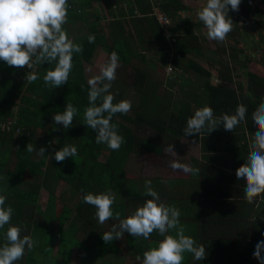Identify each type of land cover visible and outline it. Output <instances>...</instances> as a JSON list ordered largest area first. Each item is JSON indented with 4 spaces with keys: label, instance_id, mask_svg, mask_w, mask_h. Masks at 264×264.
I'll return each mask as SVG.
<instances>
[{
    "label": "trees",
    "instance_id": "16d2710c",
    "mask_svg": "<svg viewBox=\"0 0 264 264\" xmlns=\"http://www.w3.org/2000/svg\"><path fill=\"white\" fill-rule=\"evenodd\" d=\"M68 3V20L77 19L78 23L86 28V33L71 37L74 42L83 46V51L73 54V68L67 83L57 88L45 85L43 77L48 70L55 67V62L36 64L34 71L40 78L29 83L26 80L27 73L22 68L9 66L0 60V195L6 194V206L11 205L14 209L10 223L0 228V247L7 243V229L10 226H19L22 228L21 237L29 235L34 243L31 251L26 247L23 258L15 264H69L74 248L82 253L79 264H95V260L100 264H116L118 261L120 264H142L144 252L158 246L157 240H145L125 232L122 238L103 243V230L98 231L96 238L89 244L78 239L75 222L82 215L87 217V214L96 212L94 206L83 202V196L111 189L122 198L130 189L131 183L127 181L125 172L128 157L136 150L159 152V147L151 138L159 135L162 137L165 133L169 136L185 135L187 118L193 115L188 97L183 96L179 102L169 99L178 81L189 86L192 83L195 87L202 83L201 93L218 98L221 102L236 103L239 94L237 90L209 84L210 74L191 57L193 53L200 54L202 50L200 37L193 34V28L199 29L204 25L199 21L194 27L190 26L189 20L179 15L190 9L183 0H163L158 7L159 11L164 12L174 23L170 28V38L165 35L157 19L150 15L152 6L147 0H68ZM110 3L115 5L111 6ZM95 4H101L102 10L111 14L106 27L100 25V17L90 10ZM108 7L114 9L108 11ZM83 8L86 9L79 12V9ZM107 17L105 15L103 19ZM140 22L145 24V36L138 28L137 24ZM130 25L136 29V35L131 32ZM63 27L69 33L68 28L65 25ZM89 35L95 36L94 43L88 42ZM99 47L110 55L116 51L119 59L126 64L133 59L146 61L144 55L137 53L141 48L145 52L151 51L153 56H159L158 62H161V66L167 63L164 58H170V63L175 68L167 82L169 95L166 98H158L149 91L151 87L158 90L160 86L152 83L154 71L150 75L148 71H143L144 68L135 67L134 78L137 81L131 88L133 94L139 98L137 108H131L133 113L130 110L131 113L129 111L127 114L117 113L113 116L112 123L118 125L125 143L119 150L110 149L105 164L98 162V156L106 144H97V133L84 123V112L89 106V85L83 76L82 63L94 60L93 56ZM212 52L218 56V59H211L216 65L223 64L224 58L230 62V57H237L238 62L245 65L238 58V54L228 46L223 45ZM152 60L153 58L149 59L147 64L153 69L155 63ZM185 69L196 72L194 82L185 79ZM259 80L249 75L248 88L251 90L254 81L260 85L264 84V75L262 80ZM122 99L120 96L113 102L117 103ZM68 102L79 111L71 127L64 129L62 124H55L53 116L63 112ZM99 102L97 101V104ZM223 105V110L229 108L226 104ZM209 106L213 108L215 104L210 102ZM10 119L15 120V126L11 130H1V125ZM139 124L154 130V135L140 138L137 132ZM17 128L19 131L14 135ZM53 141L55 143H51ZM28 144H31L35 151L28 152ZM65 144L76 146L77 155L57 162L54 154ZM40 147L46 149L42 156L38 154ZM48 148H51V151ZM50 179L53 183L64 182L72 189L70 201L74 198L77 201L73 209L67 206L57 209L52 190L48 191L45 209L39 208V190L47 188ZM57 198L63 199L62 193ZM72 213H75V220L65 229L64 225ZM97 227L98 224L95 225L96 230ZM151 236L156 238V235ZM57 239L58 249L54 254L53 244Z\"/></svg>",
    "mask_w": 264,
    "mask_h": 264
},
{
    "label": "clouds",
    "instance_id": "9594fccd",
    "mask_svg": "<svg viewBox=\"0 0 264 264\" xmlns=\"http://www.w3.org/2000/svg\"><path fill=\"white\" fill-rule=\"evenodd\" d=\"M240 4L241 0H206V4L198 11V18L206 27L209 40L224 41L227 38L233 30L229 6L232 11H239ZM69 7L68 0H0V60L16 68L27 66L32 70L26 75L29 83L40 78L34 71V65L43 64L45 61L50 64L55 62V67L48 70L43 77L45 85L57 88L67 83L73 68V54L83 51V46L69 38L63 27L68 21ZM88 42L94 43L95 36L89 35ZM118 67L119 55L113 51L108 63L101 68L100 75L88 80L89 106L84 112V123L97 133L96 143L106 144L114 151L120 149L125 138L119 133L118 125L112 123L113 116L117 113L127 114L132 108V102L128 99L114 103L115 97L109 91L111 82L116 79ZM168 71L171 73V68ZM97 101H100L99 104ZM78 111L77 107L68 102L64 111L56 113L53 120L55 124H62L64 129H68ZM247 112V107L241 103L237 105L234 113L215 117L213 108L205 105L188 118L184 133L186 136L200 134L206 126L211 133L221 122L225 131L234 132L245 120ZM252 120L258 131L250 142L246 162L236 170L237 178L246 181L244 194L249 203L264 194V102L253 111ZM26 150L35 151L31 144H28ZM45 152L46 149L40 147L38 154L42 156ZM165 152L175 154L174 145L167 146ZM54 155L57 162H63L69 157H75L77 148L65 144ZM170 166L174 170H183L193 175L199 173L198 168L176 161ZM144 195L151 198L146 199L126 219L120 220L119 225L113 224L110 231L103 232V241L108 243L120 239L125 232L147 240L155 231L163 239L158 242V246L144 252L142 264H182L186 252L191 253L197 261L204 260L205 247L202 244L197 246L193 237L185 235V229L180 223V209L162 201L159 193L153 189L151 180L145 181ZM6 199V194L0 195V228L10 223L14 212L11 205L6 206ZM82 200L95 207V216L100 224L113 218L112 206L116 201V194L111 189L99 194L88 193ZM115 218L120 219L119 212L115 213ZM170 230H175V235L168 234ZM21 231L19 226H10L7 229V243L0 247V264H15L23 258L26 247L28 251L33 248L32 237H21ZM262 251L264 240L256 244L253 253L260 264H264Z\"/></svg>",
    "mask_w": 264,
    "mask_h": 264
},
{
    "label": "crops",
    "instance_id": "0c3cea01",
    "mask_svg": "<svg viewBox=\"0 0 264 264\" xmlns=\"http://www.w3.org/2000/svg\"><path fill=\"white\" fill-rule=\"evenodd\" d=\"M147 1L152 6L151 10H153V5L149 0ZM113 4L110 3L109 5L114 6L115 4ZM108 8V11L114 9ZM85 9H79V12ZM90 10L91 12L95 11L94 14L100 17V25L106 27L111 14H103L101 4L91 6ZM151 13L154 16L153 11ZM105 15L108 17L104 20L103 16ZM78 22L77 19L68 20L65 26L70 28ZM137 25L142 35L145 36V24L140 22ZM130 26L131 32L136 35V29L133 25ZM100 48L106 52L102 47ZM191 57L199 62L204 71L210 74L209 84L237 90L239 94L236 103L221 102L218 98L208 97L201 93L202 83H199L198 87H195L192 83L190 86L183 84L179 88L184 92H177L175 96L188 97V104L191 105L190 111L193 115L197 109L205 105L209 106L210 102L215 104V107H213L215 117L222 116L224 113H234L237 105L241 103L247 107L248 112L245 120L235 128L234 132L225 131L221 122L219 127L211 133H209L206 126L200 134L196 133L191 136H169L165 133L162 137L160 135L154 137L160 139L161 142L167 140L168 143L165 144H173L175 154H165L164 148L167 146L164 147V143H161V148L155 142L159 147L157 149L159 152L141 151L160 156L159 165L163 167L162 171L165 172L164 177L158 176L151 179L152 187L159 193L162 201L168 205H175L180 209V223L185 229V235L193 237L197 246L202 244L205 247L206 257L204 260L197 261L191 253L186 252L182 264H260L253 253L256 244L264 240V194L256 197L253 203H249L244 194L246 181L237 178L236 170L246 162L250 151V142L258 131L252 120L254 107L264 102V84L260 85L254 81L250 90L248 88L249 75H253L260 80H262V77L245 72V65H232L229 61H227L229 63L227 65L225 58L222 61L223 64L216 65L211 62V59L215 58L213 54L206 56L202 50L200 54L193 53ZM202 59L206 61V66L199 61ZM210 62L212 65H210ZM188 71L194 82L196 72L192 69H188ZM239 74L244 76V80L248 79L247 83H243V81L234 82V78L240 77ZM152 83L160 85L158 90L166 88V85L156 78L152 80ZM149 91L153 92L154 95L155 88L151 87ZM172 97L174 96L172 95ZM172 97L169 99L172 100ZM223 104H226L229 108L223 110ZM149 130L151 131L150 128ZM170 154L172 156L169 162L164 156L169 157ZM131 156L132 154L128 157L125 168L130 165ZM173 161L198 168L199 173L193 175L185 173L183 170H174L170 166ZM127 181L131 182L130 189L122 198L115 193L116 201L112 206L114 216L106 221L104 225L110 223L112 226L113 224L119 225L120 220L126 219L138 207L142 206L146 199L151 198L144 195L145 179L141 182V190H139L136 181L129 179ZM132 188H137V190L131 191ZM257 205L259 206L257 207ZM116 211L120 213V219L115 218ZM97 224L100 227L101 224L98 220ZM169 233L175 235V230H170ZM152 234L156 235V238L150 236L147 240H157L156 242H159L163 239L158 232L154 231ZM261 255L264 256V251L261 252Z\"/></svg>",
    "mask_w": 264,
    "mask_h": 264
},
{
    "label": "rangeland",
    "instance_id": "374dc122",
    "mask_svg": "<svg viewBox=\"0 0 264 264\" xmlns=\"http://www.w3.org/2000/svg\"><path fill=\"white\" fill-rule=\"evenodd\" d=\"M187 6H189V10H186L182 12V14H179L183 16L184 19H188L190 26H195V23L199 22L198 18V11L206 4V0H183ZM154 12V10H151ZM106 13L103 11V14ZM152 13H150L151 15ZM156 14V13H155ZM229 16L233 20V30L229 33V36L227 35V38L224 41H215V40H209L206 33L207 29L205 26L201 28H193V33L197 36H199L201 39L199 40V44L201 45L203 54L208 56L209 54H213L216 59H218L217 55H214L212 52L213 50H216L219 47H222L223 45L228 46V48L233 51L234 53L238 54V58L245 64L244 71L248 73L255 74L256 76L262 77L264 75V0H241V4L239 6V11H232L229 10ZM155 18L160 21L163 19L160 15L157 14L154 15ZM164 20V19H163ZM255 21V23H253ZM161 22V21H160ZM166 22V23H165ZM237 22V28L235 26V23ZM173 21L169 18L167 21H164V23L161 22L160 26L163 32L165 29L167 32L165 33L167 36H170V28L173 26ZM254 24V25H253ZM69 30V37H76L83 33H86V28H83L82 24L75 23L74 26H71L68 28ZM170 38V37H168ZM137 53L140 55H144L145 60L141 59H133L130 63L126 64L123 63L119 59V67L116 70V79L111 82V88L110 93L114 95L115 98L122 96L123 99H128L132 102V108H137V101H139V98L135 94H133V90L131 86L136 83L137 79L134 78V69L135 67H139L140 69H143V71H148V74H152L154 71L155 76L158 81L163 82L166 85V88L159 89L158 91H154V95L157 97H167L169 94L166 93V91H169L167 85V80H169L170 77H172V74H166L165 67L167 65L161 66V62L159 61V56H153V53L151 51L145 52L143 49L137 50ZM111 55L104 52L101 48L97 50L95 56H93L94 60H91L90 62L86 63L83 62V76L85 79V82L88 83V80L96 75H100L101 68L105 66L110 58ZM153 58L152 62L155 63V68L148 67L147 64L148 60ZM221 58V56H220ZM219 58V59H220ZM169 59V58H164ZM201 63H203L206 66V61L199 60ZM225 62L229 64L226 59ZM199 63V62H198ZM230 64L238 65L239 62L237 60V57L235 59L231 58ZM37 67V65H34V67ZM157 68V69H156ZM25 73H28L30 70L27 66L22 68ZM185 79L192 80V75L188 71V69H185ZM240 77L234 78V82H242L247 83V78L244 80V76L242 74H239ZM153 78V79H154ZM172 79V78H171ZM107 82V81H105ZM181 81H178L177 84L173 87L172 92L173 96L172 101L177 102L181 101L182 97H176L175 94L177 92H183L179 86L183 85L181 84ZM167 94V95H166ZM166 95V96H165ZM133 113V110H131ZM131 111L129 113H131ZM154 130H149V128L145 127L144 124H139L138 126V135L140 138L146 137L153 134ZM15 135V134H14ZM15 137V136H13ZM12 137V138H13ZM152 142H155L159 147L162 148V144L164 143L165 146H169L167 140H163L161 142L160 139L151 138ZM55 143V141L51 142ZM51 151V148H48ZM165 150V148H164ZM110 148L106 145L103 146L102 150L100 151V154L98 156V162L105 164L107 161V156L109 155ZM165 154H167L165 152ZM38 156V155H37ZM172 154L168 156H164L166 160L169 162L170 157ZM160 156H157L156 154H152L149 152H138L135 151L134 154H132L130 159V165L126 166V177L127 179L131 181H136L139 190H141V182L145 180H151L155 179L156 177H164L165 172L162 171L163 167L159 165L160 163ZM38 159V157H36ZM162 163V162H161ZM128 167V168H127ZM45 170V168H43ZM52 190L54 192L55 196V206L57 209L63 208L64 206H67L71 209L75 207V204L77 203L76 198L71 199V193L70 190H72L67 184L64 182H57L53 183L51 179L47 182V188H42L39 190V199H38V206L40 209H45L46 202L48 199V191ZM137 188H132L131 191H136ZM62 193L63 199L57 198ZM75 213H72V215L68 218L66 221L64 228H68V226L71 224L73 220H75L74 217ZM97 217L95 216V213L93 214H87V217L82 215L77 222H75V225L77 226L78 230L76 233V236L78 239L86 244H89L93 239L96 238L97 232L100 230L103 231H110L112 224H101L100 227H97V230L95 229V225L97 224ZM104 243V241H103ZM58 249V239L53 244V253L55 254ZM82 253L77 249L74 248L71 254V258L69 260V264H79L81 260ZM185 255V253H184ZM109 260L110 258L107 257ZM114 260V258H111ZM121 261V260H120ZM123 262V260H122ZM121 262V263H122ZM95 264H100L99 261L95 260ZM116 264H120V262H116Z\"/></svg>",
    "mask_w": 264,
    "mask_h": 264
},
{
    "label": "built area",
    "instance_id": "2783aa9c",
    "mask_svg": "<svg viewBox=\"0 0 264 264\" xmlns=\"http://www.w3.org/2000/svg\"><path fill=\"white\" fill-rule=\"evenodd\" d=\"M150 1V3L153 5V10H154V12H153V14L154 15H156L157 16V14L158 15H160L163 19H161L160 21L162 22V23H164V21H167L168 19H169V17L164 13V12H160L159 11V5H160V3L163 1V0H149ZM156 13V14H155ZM157 19V18H156ZM157 21H158V19H157ZM160 21H158L159 22V24H161V22ZM166 23V22H165ZM164 30V29H163ZM167 32V30L165 29V31H164V33H166ZM166 35V34H165ZM167 36V35H166ZM167 37H169V36H167ZM170 51V50H169ZM169 51H168V53H169ZM168 64H167V66H166V74H172L174 71H175V68L173 67V65L170 63L171 62V60H170V58L168 59ZM169 68H171V73H169V71H168V69ZM15 126V120L14 119H10V120H8L6 123H3L2 125H1V130H11L13 127ZM18 131H19V129L17 128L16 129V131H15V135H16V133H18Z\"/></svg>",
    "mask_w": 264,
    "mask_h": 264
}]
</instances>
